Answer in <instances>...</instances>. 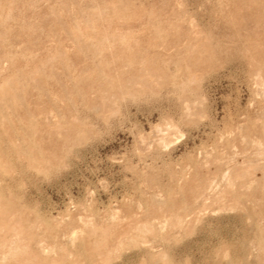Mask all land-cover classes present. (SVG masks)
I'll use <instances>...</instances> for the list:
<instances>
[{
    "label": "rangeland",
    "instance_id": "obj_1",
    "mask_svg": "<svg viewBox=\"0 0 264 264\" xmlns=\"http://www.w3.org/2000/svg\"><path fill=\"white\" fill-rule=\"evenodd\" d=\"M0 264H264V0H0Z\"/></svg>",
    "mask_w": 264,
    "mask_h": 264
}]
</instances>
